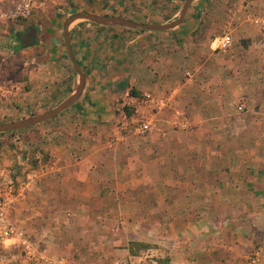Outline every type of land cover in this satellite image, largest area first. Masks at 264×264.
Masks as SVG:
<instances>
[{
	"label": "crops",
	"instance_id": "crops-1",
	"mask_svg": "<svg viewBox=\"0 0 264 264\" xmlns=\"http://www.w3.org/2000/svg\"><path fill=\"white\" fill-rule=\"evenodd\" d=\"M187 1L37 0L24 19L0 4L1 117L57 106L84 74L0 174L23 264H246L256 247L264 264V0H192L167 30L73 19L164 24ZM147 116L151 132L124 129Z\"/></svg>",
	"mask_w": 264,
	"mask_h": 264
},
{
	"label": "built area",
	"instance_id": "built-area-1",
	"mask_svg": "<svg viewBox=\"0 0 264 264\" xmlns=\"http://www.w3.org/2000/svg\"><path fill=\"white\" fill-rule=\"evenodd\" d=\"M37 0H0V4L7 3L10 8V16L12 19H24L29 18L35 9ZM262 30L264 31V16L260 19ZM218 48L221 50H227L233 45V36L229 31H226L218 37ZM182 115V114H181ZM182 122L180 123L183 129L189 127L188 119H185V115H182ZM154 121L150 117H143L141 119L129 122L125 125L124 129L129 130L136 135H145L153 130ZM16 194L12 182H8L0 190V246L7 244L9 240L20 238L23 245L27 244L25 239V231L14 223L9 215L10 206L13 202V198ZM41 260L47 264H53V260L44 259ZM262 253L261 248L256 247L253 252L248 256L246 264H261ZM121 264H130L128 261H123Z\"/></svg>",
	"mask_w": 264,
	"mask_h": 264
},
{
	"label": "rangeland",
	"instance_id": "rangeland-1",
	"mask_svg": "<svg viewBox=\"0 0 264 264\" xmlns=\"http://www.w3.org/2000/svg\"><path fill=\"white\" fill-rule=\"evenodd\" d=\"M4 46H5V43H4ZM4 66H6V65H0V67H4ZM18 69L19 68L17 67V70ZM19 73H20V76H22L21 75L22 72H19ZM57 106L49 108L47 104H45V103L40 104L38 101V102H35V103H32L31 105H29V107H27V110L25 112V111H23L24 107L19 105L20 111L13 112V111L6 110L7 112L4 114V116H2V117L0 116V123L22 121L24 119H28V118L34 117L36 115L46 113V112L56 108ZM43 107H45V108H43ZM21 113H23L22 117L20 116ZM24 129H26V128L0 133V174L3 171L10 170V167H12V165H13V161L14 160L16 161V159H17L16 158V156H17L16 151L18 149V147L16 145L19 144V146L23 147L24 143H26L25 142L26 137L22 134L24 132ZM13 134L19 135L18 140L21 143L15 142L11 138H6V137H9L10 135H13ZM3 169H5V170H3ZM5 246L6 247L0 246V264H10V263L11 264H23V260L18 258V256H17L18 254L21 253L20 247L17 245L13 246V245H8V244H6ZM21 251H22V249H21ZM9 261H10V263H9Z\"/></svg>",
	"mask_w": 264,
	"mask_h": 264
},
{
	"label": "water",
	"instance_id": "water-1",
	"mask_svg": "<svg viewBox=\"0 0 264 264\" xmlns=\"http://www.w3.org/2000/svg\"><path fill=\"white\" fill-rule=\"evenodd\" d=\"M191 2L192 0L187 1L180 17H178L176 20L172 22L164 23V24L137 23V22H133L127 19L119 18V17L100 16V15H95V14H77L75 17H73V19L84 18L89 21L101 23V24L121 25V26H126V27L142 28V29H148V30H167V29H170V28H173L179 25L183 21V18ZM77 69L80 75L79 83L76 87L75 92L71 94L66 100L60 103L56 108L46 113L36 115L34 117L24 119L18 122L0 123V133L31 127L35 124L51 119L57 114H59L60 112H62L63 110L69 108L73 103L76 102L84 86V74L79 70L78 66H77Z\"/></svg>",
	"mask_w": 264,
	"mask_h": 264
},
{
	"label": "trees",
	"instance_id": "trees-1",
	"mask_svg": "<svg viewBox=\"0 0 264 264\" xmlns=\"http://www.w3.org/2000/svg\"><path fill=\"white\" fill-rule=\"evenodd\" d=\"M131 93L136 94L134 90H131ZM128 114H131V110L128 109V107H124Z\"/></svg>",
	"mask_w": 264,
	"mask_h": 264
}]
</instances>
